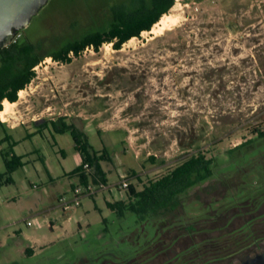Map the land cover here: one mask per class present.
I'll return each instance as SVG.
<instances>
[{
	"label": "rangeland",
	"instance_id": "1",
	"mask_svg": "<svg viewBox=\"0 0 264 264\" xmlns=\"http://www.w3.org/2000/svg\"><path fill=\"white\" fill-rule=\"evenodd\" d=\"M132 2L138 0H49L18 32L20 41L42 42L40 53L54 52L86 33L107 30L111 8ZM165 14L177 16L178 22L163 33H152L155 23L120 49L105 42L98 50L88 47L73 55L69 63L44 57L35 66V77L24 88L23 97L18 93V104L7 120L0 116V140L11 136L0 144V172L6 170L3 154L9 152L11 141H16L13 151L24 156V164L11 173L13 182L0 187V264L130 261L139 246L154 236V227L143 229L132 213L119 218L103 196L117 199L121 194L126 199L127 188L120 187L123 179L140 190L198 152L216 158L215 178L184 196L186 214L174 217L179 223L164 231L163 240L154 247L160 250L171 243L170 252L156 255L148 264H163L196 240L181 230V222L198 224L203 229L200 238L213 237L206 246L212 252L216 245L221 252L236 245L238 236L227 233L242 222L241 208L230 209L229 215L214 214L239 205L247 194L238 191V176L231 182L221 175L237 167L231 160L237 151L227 152L254 137L255 128H264V0H175ZM63 122L76 127L80 139L94 151L106 150L109 159L101 165L109 187L97 197L81 195L80 205L66 214L76 223L78 211L83 212L84 227L79 230L76 223L70 236L57 238V229L48 223L55 214L61 216L57 223L63 217L55 196L61 193L73 199L77 189H86L79 173H73L83 164L73 135L69 129L57 131ZM262 143L254 151L259 153ZM261 162L264 165V155ZM261 171L262 176L250 177L248 192L261 190ZM86 173H93V168ZM89 183L95 194L106 185ZM72 186L77 187L75 191ZM27 189L31 192L25 194ZM11 195L15 197L7 201ZM52 203L56 213L45 214ZM28 234L54 242L28 255L16 246ZM262 251L264 239L247 254L218 264H241Z\"/></svg>",
	"mask_w": 264,
	"mask_h": 264
},
{
	"label": "trees",
	"instance_id": "2",
	"mask_svg": "<svg viewBox=\"0 0 264 264\" xmlns=\"http://www.w3.org/2000/svg\"><path fill=\"white\" fill-rule=\"evenodd\" d=\"M174 2L175 0H138L136 3L132 2L131 5L128 3L116 5L111 8L110 25L107 30H95L86 33L50 53H40L39 48L42 42H21L20 34L16 41L0 49V109H2V103L5 99L10 102L18 100L19 91L24 89L35 77L34 68L44 57L51 56L58 62L69 63L72 61L73 55H80L88 47L98 50L105 42H111L116 49H120L122 44L130 38L138 37L144 30H150L161 16L170 10ZM55 125L57 124L55 123ZM68 129L73 135L76 148L81 153L83 163L88 162L90 169L93 168L91 174L85 171L79 173L83 170V166L80 165L73 170V173H79L82 184L87 185L90 181L95 185L107 184V174L101 165L102 161L109 159L106 150L101 153L94 151L87 141L83 142L80 139L79 130L76 127H71L64 122L61 127L57 128V131L65 132ZM10 139L11 136L5 135L0 140V144ZM263 141L264 128H255L254 137L237 144L227 152L228 154L237 151L236 156L231 158L237 162V167L229 174L221 175L231 182H233V176H238L241 179L238 191L242 190L247 193L239 205L235 204L231 208L226 207L221 212L214 214L218 217L222 216L223 212L229 215L230 209L236 206L241 208L239 215L242 222L227 233L228 235L234 233L238 236L235 240L236 245L232 243L233 249L227 252L228 247L224 246L226 250L221 252L218 251L221 250V248L218 249L219 245H216V250L212 252L206 246L212 243L213 237L200 238L199 233L203 229H199L198 224L181 222L183 224L181 230L196 240L172 256H168L163 264H171L172 262L180 264H193L194 262L198 264L199 260L204 264H218L240 253L247 254V251L262 244L264 239V184L259 186L261 190L253 192H248V190L252 184L250 177L258 174L262 176L261 170H264V165L261 162L264 155V144L262 143L263 146L260 145L258 150L260 154L257 153V150L254 151V146ZM14 145H16V141L13 140L9 144V152L3 154L6 170L0 172V187L12 183L11 173L24 164V156L17 155L13 151ZM258 155L260 156L258 157ZM227 158L229 159L228 156ZM216 162V158L208 157L204 152L192 154L167 173L147 181L140 190L134 184L129 183L126 199L106 200V206L119 218H124L127 213H132L142 228L150 225L155 230L154 236L146 240L143 246H139L136 257L124 264H148L156 255L163 253L168 255L171 243L164 244L160 250L157 247L154 248L155 245L163 240L161 237L164 231L179 223L176 218L186 214L187 202L184 200V196L196 186L215 178L214 164ZM225 179H221V182L229 186V181ZM231 197L233 196L231 195ZM234 215L238 216V212ZM238 233L243 235L239 236ZM26 252H28L27 249Z\"/></svg>",
	"mask_w": 264,
	"mask_h": 264
},
{
	"label": "water",
	"instance_id": "3",
	"mask_svg": "<svg viewBox=\"0 0 264 264\" xmlns=\"http://www.w3.org/2000/svg\"><path fill=\"white\" fill-rule=\"evenodd\" d=\"M49 0H0V49L11 43L14 36L26 28ZM241 264H264V257L256 255Z\"/></svg>",
	"mask_w": 264,
	"mask_h": 264
},
{
	"label": "crops",
	"instance_id": "4",
	"mask_svg": "<svg viewBox=\"0 0 264 264\" xmlns=\"http://www.w3.org/2000/svg\"><path fill=\"white\" fill-rule=\"evenodd\" d=\"M13 128H15V127H13ZM17 155H19V154H17ZM23 161H24V159H23ZM93 185H95V184H93ZM101 186H103V185H101ZM108 187H109V185L106 184L105 186H103L102 188H100L99 191H97V194L94 193L92 196L91 195L90 196L91 197H94V196L97 197L100 194V192H103L104 189L105 190L108 189ZM75 188H77V187H74V186L71 187V189L73 191L76 190ZM30 192H31V190L28 191V189L24 191L25 194H28ZM118 192L121 193L119 190H118ZM60 195H61V193H58L55 196L56 200H58L61 197ZM113 196L114 195H111V197H109L107 195H104L103 196L104 202L106 203V200L116 199ZM14 197H15V195L8 196L6 198V200L9 201L11 198H14ZM116 200H124V197H122V195L120 194L119 197H117ZM57 206H59L61 208L59 202H58ZM47 208H48V210L45 211V214H49L53 210H54L53 213L54 212L56 213V205L55 204L52 203L51 206L50 207H47ZM62 211H63L62 212L63 217L61 218V222L60 223H57V221L60 220V217H61L60 215H59L60 217L58 215H56V214L54 215L55 217H51V218L48 217L49 227L52 230H54V231L57 229V234H56V237L57 238H66V237L70 236L75 231V224L76 223H77V227H78L79 230H81L84 227L83 224L81 223V219L84 218V213L83 212L78 211V217H79V219L75 223V221L73 220L72 215L66 214L67 209L66 210H63L62 209ZM44 216L47 217V216H50V215H44ZM46 238H47V236H44V238H43V237H40L39 235H30V234H28V235H26V237L23 238V240L21 239L20 241H16V246H17V248H19V250L21 252H23L25 254H28V255L34 256V255H36L38 253V251H42L43 249H45L46 247H48L50 244H52L54 242L53 240L46 239ZM26 249H27V251L29 253L26 252Z\"/></svg>",
	"mask_w": 264,
	"mask_h": 264
},
{
	"label": "bare ground",
	"instance_id": "5",
	"mask_svg": "<svg viewBox=\"0 0 264 264\" xmlns=\"http://www.w3.org/2000/svg\"><path fill=\"white\" fill-rule=\"evenodd\" d=\"M178 22V17L177 16H173L171 14H164V16H162V18L156 22V24L154 25V28L150 31L152 33H163L165 29H170V26H172L173 24H176ZM24 89L19 91V95L20 97H23V93H24ZM18 104V101L15 102H10L8 99H5L3 101V108L0 109V116L1 119L3 121L7 120V116L11 111L12 107H14L15 105Z\"/></svg>",
	"mask_w": 264,
	"mask_h": 264
},
{
	"label": "built area",
	"instance_id": "6",
	"mask_svg": "<svg viewBox=\"0 0 264 264\" xmlns=\"http://www.w3.org/2000/svg\"><path fill=\"white\" fill-rule=\"evenodd\" d=\"M20 34L19 33H17L15 36H14V38L12 39V41L11 42H14V41H16V39L18 38V36H19ZM82 166H83V170H81L79 173H81L82 171H88V170H90V166H89V163L88 162H84L83 164H82ZM129 186V182L127 181V180H125V179H123L122 181H121V183H120V187L121 188H127ZM82 188V191L80 192V190L79 189H77V194H76V196L74 197V199H66V197L65 196H61L59 199H58V202H59V204H60V206H61V208L63 209V210H66V209H69V208H71V207H74V206H78L79 204H80V200H79V198H80V196L81 195H85V194H87V195H93L94 194V192H95V190H94V186H92V184H87L86 185V191L83 189V187H81ZM28 225H30V222H28Z\"/></svg>",
	"mask_w": 264,
	"mask_h": 264
},
{
	"label": "flooded vegetation",
	"instance_id": "7",
	"mask_svg": "<svg viewBox=\"0 0 264 264\" xmlns=\"http://www.w3.org/2000/svg\"><path fill=\"white\" fill-rule=\"evenodd\" d=\"M256 255H262V256L264 257V251H262L261 253H257ZM256 255H255V256H256ZM250 258H252V257H250ZM250 258H248V259H250ZM245 260H247V259H245ZM245 260H243V261H245ZM243 261H242V262H243ZM242 262H241V263H242Z\"/></svg>",
	"mask_w": 264,
	"mask_h": 264
}]
</instances>
